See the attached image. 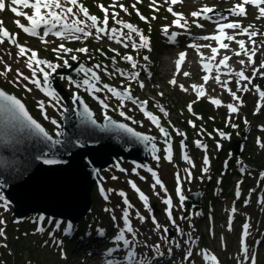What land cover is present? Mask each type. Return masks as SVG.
<instances>
[{
	"label": "rangeland",
	"instance_id": "374dc122",
	"mask_svg": "<svg viewBox=\"0 0 264 264\" xmlns=\"http://www.w3.org/2000/svg\"><path fill=\"white\" fill-rule=\"evenodd\" d=\"M80 2L89 9L90 14L96 15L101 21L103 20V12L98 5L109 7V27H119V25L114 24L111 18L113 10L119 12V19L138 27L141 32L149 38V48L145 49L137 44L136 47L133 48L131 41L128 42L129 46L125 48L114 40H109L107 36L103 39H97L95 35L86 39L81 37L80 40H61L50 34L47 39L52 42L44 44L39 37L30 36L17 27L14 23L16 19H20L21 23H24L26 26L29 25V22L24 17H17L10 11V0L6 1L5 10L0 11V21H4L3 27L7 28L10 33L14 35L18 34L17 40L19 44H25L26 47L35 50L39 58L46 59L53 63H60L63 65V60L58 59V54L53 51L60 43H64L66 47L73 50L87 47L90 50L88 54L73 51L72 53L61 55L68 61H73L71 56L75 55L77 56V60L87 62L85 64L90 67L91 65L93 67L97 63H100L101 65H106L113 69L120 68L126 72H130L132 71L131 65L129 62L123 60V57L125 55H132L138 61L140 67L136 70L139 71L140 74L143 72L146 74V77L141 78L142 80L129 81L128 79L121 78L120 75L109 76L101 70L100 72L103 77V83L109 84L117 89H121L122 87L128 88L129 84H131V89L138 95L143 96L144 100L148 102L143 109L138 105L131 107L129 106L130 103L126 102L128 100L124 99L121 101L105 90L96 94L101 98L105 96L108 97L107 103L110 107L108 110H104L98 100H96L85 87H77L75 83H71L67 79L61 80L72 95L76 93L85 95L100 118H104V113L107 111V115L111 114L121 120H126L142 131L162 135L159 129L152 124L145 115V111H150L160 118L161 123L168 125L173 130L175 141L172 145V161L169 162L165 158L167 146L159 141L160 149L158 156H160V160L157 161L152 158L148 164H140L147 165L154 169L158 173L164 188L158 185L153 189L152 184L154 183V178L151 173L143 167L137 168L134 172L133 169L138 163H130L123 159L119 165L127 169V172H120L115 165L110 167V169L103 172L102 185L94 189L92 193L94 204L92 213L95 212L94 214L97 218L94 217L90 221V224H87L88 229H82L81 227L76 228L75 225L71 224L72 228L69 232L67 229L69 222L67 220L50 218L48 221L44 216L37 213L30 214L28 217L21 220L12 216L13 207L11 204L8 210L0 208V220L5 221L4 224L0 225V231L4 233V235L0 236V264H106V258L110 257H100L102 259L96 261L94 257L89 254V251H93L92 254L97 255L94 253V250L100 251L101 247L106 244L108 241H106L108 233H110L109 236L114 235V222L111 219L113 213L106 212V208L114 209L117 223L123 226L120 217L121 210L125 205L122 202L123 198L118 195L120 191L127 194L130 203L134 206L129 211L132 213V225L138 233V256H146L152 259L155 264H171L173 259L165 254L157 260L153 257V252L149 248L143 247L145 243H159L161 244L162 252H166L167 247H169V245L159 239L161 233L154 230V225L150 218L151 215H154L161 225L169 227V229H174V238L181 243L183 248L190 247L193 250V257L191 258L193 264H217V262L218 264H238L239 261L245 260V257L241 253V234L242 226L247 222L250 224V235L247 237V245L250 250L249 255H252L254 252L257 264H264V206L258 202L264 199V180L261 178V170L264 171V165L263 167H259L260 170L258 171L254 169V166H256L255 164H250V166L246 167L243 175L244 179L252 176L250 178L251 180L247 178V183L242 181V177L234 182L235 179L238 178V176L235 175H233V179L230 182L233 171L240 165L244 166L245 159L235 156L231 150H224L222 156L218 158L221 159L219 161L216 160L220 150V148H217V144L219 143L222 147H225L228 136L235 138L233 134H239V131L242 130V125L244 126L246 124V120L252 122L247 126L249 127L247 137L249 145L247 152L250 150L257 155L259 153H264V147H260L255 138V135H260L264 142V131L261 130V126H264V115L258 116L259 111L264 107H260L259 111H257V104H255V101L260 99L256 95L257 92L251 88L248 94L243 96L241 91L237 90V81L240 80V78L235 74L227 75L228 69L224 74L215 72L210 75L213 78H210L207 83L208 86L205 87L208 93L205 97L198 100L191 85L202 84V82H204L202 77L207 74L203 72L205 70L202 68V65L199 64L201 60L199 54L206 53L203 54L205 58L211 57L213 54L210 48L201 47V50H198L199 48L193 50L194 48L189 49V47H187V49L192 51L189 52V57L184 61V65H180L179 68L177 67V58L180 51L173 46L165 44L161 34L163 27L166 25L169 26V30L178 28L173 25L174 17L172 14L166 11L167 7L171 5L165 3V0H157V3L160 5L159 12L152 10L150 7V0H142V3H136V0H80ZM239 2L240 0H183V3H177L173 7L177 12H182L185 15L188 20L187 30L193 32L192 36L186 35L185 40H190L191 38L199 40L206 34L214 33L216 22L215 19H213L212 22H210V20H200L199 22L202 23L204 27L198 28L193 23L195 18L190 15L191 12L198 11L200 8L207 5L220 11L228 18L226 21H229V19L235 16L231 15L228 9ZM114 4L116 5L115 9L110 7ZM120 4L127 7L130 14L122 11L119 8ZM133 4H136V9H138L143 16L149 18L151 21L150 23H146L144 20L140 19L137 15V11L131 7ZM248 8L255 16L246 22L248 24L252 23V30H258L257 25H259V21V31L261 33V30L264 29V19H257L258 12L254 6H248L247 9ZM20 10L26 11L28 14L32 13L31 9L21 8ZM218 15L219 14L212 16L215 17ZM152 16H156V19L152 20ZM242 23L244 22L242 21ZM243 27L246 26L244 25ZM153 30V34H150ZM92 31H94V29ZM124 31L127 33L126 29ZM42 32L43 29H41V33ZM237 32H239V30H231L230 32L228 31V35H236L237 40H245L246 47L250 49L251 43L248 37L245 35L237 37ZM133 36H136L139 40L137 34L134 33ZM135 40L137 41V39ZM255 40L257 46H260L261 42L264 41V35H257ZM138 42L140 43V41ZM224 42L229 44V49H220L216 57H223L224 55L230 56L231 62L235 65V67H231L232 70L236 69L235 72H238L240 69H243L248 73V70L253 69V67H258L257 64L251 65L247 62L242 66L239 60L247 61V57L243 54L240 56L234 55L235 52L242 51L239 45L234 41L230 42L224 40ZM209 43H211L212 47H218L215 41H204L200 39L197 42L198 45ZM112 49L116 51L113 52ZM17 53L18 48L11 45L7 40L0 45V55H3L4 58V61L0 62V71H3L7 66H10L12 69L7 75H0V86L22 98L32 114L54 132L56 131V127L50 120L56 119L59 121L61 115L56 108L50 106L52 103L50 98L28 81L21 80L19 85L13 83L17 78V69L25 75L31 76V71L26 67L25 59L23 57L18 58ZM105 53L116 55L118 59L121 60L115 61L106 59L103 63L101 59L104 58ZM144 56L148 57L147 61L143 59ZM259 56H264V47H260L255 55V63ZM148 70L155 71L154 79H148V77H150V75H147ZM186 71L193 74L194 78L185 77L183 73ZM178 75L180 77H178ZM216 75H220L221 81H230L228 87L231 88L233 92H236L238 96L242 95L247 106H245L244 103L241 107L238 102H233V98L229 92L223 89L221 84L217 83L214 79ZM173 78H175L177 82L175 86L169 83ZM139 81L144 83L145 87L143 89L140 88ZM240 83L246 84L247 82L240 81ZM25 84H27L28 88H31L32 91H27L23 86ZM180 85H184L188 91H182ZM227 94L229 96H227ZM211 96L220 98V100H223L226 104L221 103L220 106L222 107L211 104L208 100V97ZM38 101L45 102V108L50 119H44L38 107ZM121 102L124 104L122 109L119 108ZM190 103L192 104L193 113H199L200 110L206 109L203 106H199V103H208V106L213 107V112L216 114V121L210 122L209 120H205V130L207 133L202 137L197 134L196 127H192L189 123V121L195 123L197 118L195 117L196 114L193 115L188 111V105ZM60 104L65 107V103L62 99H60ZM228 104H236L239 108L238 112L231 113L227 107ZM161 107L168 113L167 116L160 111ZM208 109L212 110V108ZM120 110H123L126 116L132 119L128 120L121 116L119 114ZM220 111H222V113ZM223 115L225 116L223 117ZM237 116L242 117V120L234 121ZM230 117L231 121L229 122ZM133 120L138 123H133ZM233 124L237 125V127H233ZM176 130L187 131L184 135L190 143L188 145L187 154L191 158L192 164L195 165L194 167L183 159L184 152L181 139L180 136L177 135ZM202 131L205 132L204 130ZM221 131L226 134L227 138L219 135ZM197 140L207 145L206 151L204 148H200L196 145ZM206 156L209 161L207 165L209 170L207 173H204L202 169L206 166L204 164V158ZM186 169L191 171L190 178H186L188 177V173L185 171ZM177 173H179V181L177 179ZM113 176L118 177V179H112ZM141 177H144V179H141ZM129 181L134 182L137 187L149 197L148 206L144 205L138 198V193L131 187ZM238 182H240L239 185ZM201 186H205L204 190H207L203 198V203L206 199L205 207L207 210L205 212H197L191 207L189 208L186 200L181 205L177 193L178 187L182 188L184 196L187 197L190 192H193ZM244 186L247 187L244 188ZM101 188L105 190L103 193L101 192ZM164 189L167 191L165 192ZM243 189L245 190L244 192ZM222 190L224 193L220 194ZM235 191L239 193L242 191L244 195L239 197ZM248 191L250 193L249 195L246 193ZM156 193L160 195L157 196ZM105 195L108 196L107 200L105 199ZM165 197H170L172 199L173 203L171 207L173 210V218L176 219V224L180 226V229L184 233L183 236H181L177 228L170 223L166 215L165 209L168 206L163 203ZM239 198L240 200L238 203L237 200ZM193 199H196V196L193 197ZM152 204H155L158 209L155 213L153 211L150 213L148 210L149 207L152 209ZM233 207L237 210L235 214L231 213ZM137 211L144 217H148L146 222H140L139 218L135 215ZM41 217H43V219H40ZM180 217L186 218L180 219ZM84 222L86 221L84 220ZM230 222L231 231H229ZM57 224L59 228L56 227ZM39 228H43L44 231H38ZM100 230H104V236L99 234ZM50 233H53V235H50ZM126 235L129 239L132 238L131 234L126 233ZM189 235L194 242L186 243L189 241ZM112 236L109 238H112ZM56 241H61L62 244L58 245ZM183 248L173 249L177 260H179L180 256L183 254ZM32 249L35 250L34 253L31 252ZM78 251L84 252L86 256L91 257L93 259L92 261L96 263H91L87 261L88 259L84 261L82 256H77ZM205 252L210 256L212 254L216 260L206 258L204 256ZM117 259L120 258L117 257ZM185 264H188V262L186 261ZM246 264H250V261H247Z\"/></svg>",
	"mask_w": 264,
	"mask_h": 264
},
{
	"label": "snow or ice",
	"instance_id": "6c2138e0",
	"mask_svg": "<svg viewBox=\"0 0 264 264\" xmlns=\"http://www.w3.org/2000/svg\"><path fill=\"white\" fill-rule=\"evenodd\" d=\"M11 7L10 11L15 14L17 17H24L28 22L29 25L26 26L24 23H21L20 19H16L14 23L17 25L19 29H21L23 32L30 36L39 37L41 39V42L44 44L51 43L52 41H49L47 37L51 34L61 40L65 39H74V40H80L81 37L88 38L95 35L97 39H103L105 36L108 37L109 40H114L116 43L121 44L123 47L127 48L129 46V41L132 42V47H136V41L133 40V34H137L140 41V47L148 49L150 45L149 38L141 32V30L134 26L133 24L129 22H125L122 19H119V12L113 10L111 13V18L115 25H119V27L112 26L109 27V7H105L104 5H98V7L103 12V20L101 21L96 15H92L89 12V9L80 2V0H10ZM136 3H142V0H136ZM165 3H169L171 6L167 7L166 11L171 13L174 17L173 25L178 28L187 29L188 27V20L186 19L185 15L182 12H177L173 10V6H175L177 3H183V0H165ZM248 6H254L257 9L258 15L257 19H264V0H240L239 3H236L233 5L232 8L228 9V12L237 17H246L249 15L247 11ZM113 9H115L116 5H111ZM133 9L137 11V15L140 17L141 20H144L146 23H150L151 21L149 18L143 16L138 9H136V4H133L131 6ZM150 7L153 11L159 12L160 5L157 3V0H150ZM6 5L4 0H0V11L5 10ZM31 9L32 13L28 14L26 11H21L20 9ZM119 8L124 11L125 13H129V10L127 7H125L123 4L119 5ZM216 9L214 7H209L207 5L200 8L198 11L191 12V16L195 18L193 20V23L198 28H203L204 25L200 23L199 21L201 19L203 20H213L215 19L216 22V34H210L201 37L200 39L204 41H215L218 44V47H212L211 43L209 44H202L198 45L196 43H192L189 45V47L198 49L201 47L210 48L212 52V56L205 58L203 56V53H200V59L201 61H204L205 59L208 61L206 63H203V69L207 73H211L213 70V65L211 61L216 59V56L219 54L220 49H229V44L225 43L224 40L227 41H234L239 45V48L242 51H237L234 53L236 56H240L243 54L247 57V61L245 60H239V63L244 66L246 62L248 64L254 65L255 60L254 57L259 51L260 47H264V41L261 42L260 46H257L255 37L257 35H264L261 33H258L253 29L252 25H249L248 27H243L242 24L239 22V20L235 21H226L228 18L225 17L222 13L218 16L213 17L212 13H215ZM130 14V13H129ZM152 20L156 19V16L151 17ZM4 21H0V45H2L5 40H7L11 45H14L18 48L17 57H23L26 62V67L31 71V76L25 75L23 72H21L19 69L16 70V80L13 81V83H16L17 85L20 84V81H28L30 84L35 85L36 88L41 90L45 93L47 97L50 98V101H52L51 105L53 108H56L57 111L60 112L61 117L63 118L65 116V113L69 111L68 108L63 107V105L60 104V97L55 90L54 87H52V80L51 77L57 73V70L64 67H70L68 60L64 59L63 55L61 54H69L73 51L88 54L89 49L87 47H81L78 49H71L65 46L64 43H60L57 45L56 48L53 49L54 52L58 54L57 58L60 60H63V65L60 63H53L46 59L39 58L38 53L31 49L26 47L23 44H19L17 40L18 34H12L10 31L3 27ZM41 29H43V32L41 33ZM94 29V31H92ZM127 30V33H125L124 30ZM226 30H239L237 32V35H245L248 37V40L251 43V48L246 47V42L243 39L237 40L236 35H228L226 33ZM163 33L165 35L169 36L170 42H175L176 40V34H170L169 33V26H164L162 29ZM113 52H115V49H112ZM118 55V54H117ZM187 53L181 52L179 54V59L177 61V67L179 68L180 65L183 64ZM91 58V57H89ZM71 59L73 61L77 60V56L72 55ZM143 59L145 61L148 60L147 56H144ZM231 59L230 56L224 55L218 62V64L215 66L216 71L219 72L220 68H228L229 71L226 73L227 75L235 74L240 78V80L237 81L238 91H250L251 89L248 88V84L252 83L253 77H250L245 74L244 70H240L238 72H234L228 65V61ZM115 60V58H113ZM123 60L130 63L131 68L133 70L138 69L140 65L138 64V61L132 56V55H125L123 57ZM4 58L3 55H0V62H3ZM261 69H264V63H262L259 67H253V76L257 73H259L261 76H264V71H261ZM96 70H101L108 74L109 76H112L114 74H118L122 77H125L129 81L133 80H139L140 72L139 71H131L126 72L123 69L120 68H114L112 71H109L107 66H102L101 64L97 63L93 67H85L84 65H81L76 69V72L78 74H83L84 78L77 83L76 81H72L71 77H61V79H67L71 83H75L77 87H85L87 91H90V93L93 95V97L98 100V102L101 104L102 108L104 110H108L110 105L107 103L108 97L105 96L104 98H101L100 96L96 95L97 93H101L103 91H107L108 93L114 95L117 99H120L123 101L124 99L131 101L133 104H139L140 107L143 109L144 106L148 103L147 101H140L138 98H135L131 91V84H129L128 88H125L123 91L118 90L115 87L110 86L109 84L102 83L101 77L98 75V72ZM12 69L10 66H7L3 69V71H0V75H7V73L11 72ZM183 75L185 77L190 76L191 74L189 72H184ZM210 75L206 74L202 77L205 84L208 83L210 80ZM217 83H220L222 88L229 92V94L232 96L233 100L238 102L239 104H242L243 101L241 98L237 95L236 92H233L231 88L228 87V84L230 81L220 80V75H216L214 77ZM240 81L247 82L246 84H241ZM169 83L173 86L176 85V80L173 78L169 81ZM27 91H32L31 88H28L27 84L23 85ZM140 88H144L145 85L142 81H139ZM191 87L194 89L197 99L204 97L206 95V89L203 85L197 86V85H191ZM180 88L182 91L187 92L188 89L184 85H180ZM256 92L259 95L260 100H264V91H262L258 86L256 87ZM162 95V93H161ZM80 102V96L75 95L72 99V104L77 105ZM194 103V102H193ZM216 106L221 105V101L219 99H213L211 101ZM38 107L41 110L42 115L44 116V119L48 120L50 117L47 114L46 108H45V102L44 101H38ZM124 107L123 102L119 105V108L122 109ZM229 111L231 113H237L239 108L236 104H228L227 105ZM260 107H264V105H261L258 102L257 105V111H259ZM160 111L167 116L168 113L165 111L164 108H160ZM188 111L195 115V113L192 112V104L190 103L188 105ZM0 114H4L7 116L10 121H12V129L15 133L20 134L18 138L12 137L9 139L10 134L0 133V142L3 143H14V144H20L24 142L25 140L28 142H35L34 143V150L38 153L36 155L32 156V160L41 161L45 165H58L61 163H67V160H61L57 158H48L50 153H54L55 150L59 146H63L66 149L67 155H71L72 148L79 147L84 148L90 141L87 139L88 136L91 135L92 129H99L101 131H108L112 128H118L122 130L123 132L130 134L131 137H133L136 141L141 142L145 145V147L148 149V151L153 155V158L157 161L160 160V156L155 155V153L158 151L157 145L155 143L156 137L142 134L138 131H135L133 128L129 127L127 124L124 123H116L113 121V119L107 115V111H105V121L106 123L104 125H100L97 123V120L94 118V115L92 111L89 109V106L87 104H82V108L80 111L77 112V115L79 117V124L77 125L78 128H80V134L77 135L74 139L71 137H68L67 133L64 130L63 122L57 121L56 119H51L50 122L56 127L55 134H50L48 130L45 129L44 126L41 125L36 119H34L26 109L25 105L17 99L13 95L7 94L4 90L0 89ZM119 114L123 117H125L128 120H131V117L126 116L125 112L123 110L119 111ZM145 115L147 118L151 121L152 124H154L162 133L164 138V143L166 144V159L171 162L172 161V144L170 143V133L168 130H166L163 126H161L160 118L156 115H154L150 111H145ZM202 119L201 117H198ZM231 121V117L229 118V122ZM133 123H138L137 121H132ZM192 127H196L195 123L192 121H189ZM247 123V121H245ZM233 127H237V125L233 124ZM261 130L264 131V126H261ZM177 135L184 136L185 133L180 132L179 130H176ZM219 135L221 137H226V134L224 132H219ZM257 143L260 145V147H264V143L260 141V138H257ZM41 145L43 147H41ZM182 148L185 147L183 144V141H181ZM196 145L200 148H204L205 151L207 150V145H204L201 143V141L197 140ZM217 148H222L221 144H217ZM183 159L192 165V160L187 154V152H184ZM85 165L86 166H92L93 161L90 160L87 156L84 157ZM135 163V162H134ZM204 164L206 165L202 171L204 173L208 172L207 165L209 164L207 156L204 158ZM30 161L27 160H18L13 156L12 158H6L3 155H0V168L8 167L13 170V172L16 174L17 177H22L24 174H26L30 167ZM120 172H127V169L120 167L119 163L115 165ZM145 168L154 178V183L152 184V188L155 189L158 185L161 188H164L162 181L158 175V173L152 169L151 167H148L147 165H140L136 164L133 171L135 172L137 168ZM95 171H98L94 169ZM188 173V177H191V171L186 169L185 170ZM138 174V173H137ZM262 177H264V174H261ZM112 179H118V177L113 176ZM141 179H144V177H141ZM177 179L179 181V173H177ZM131 187L138 193V198L144 203V205H149V197L137 187V185L129 181ZM240 182H238L239 185ZM7 186L6 181L0 180V208H3L4 210H8L11 201L8 200V198L4 195L3 189ZM105 190L101 188V192L103 193ZM113 191V190H109ZM166 192L167 190L164 189ZM254 191V190H253ZM177 193L179 195V200L181 202V205L185 201L186 197L183 194L182 188H177ZM123 200V204L125 207L121 210V217L120 220L123 222V226H121L120 223H117V217L114 215V209L112 208H106L105 211L109 213H113L111 216V219L114 222V228L115 232L113 235V242L114 246L109 248L105 255L110 257L107 260V264H153V260L149 259L146 256H138L137 255V244H138V233L137 230L132 225V213L129 211L134 206L130 203L127 194L123 191H120L118 193ZM157 196H159V193H156ZM105 199H108V196L105 195ZM262 206H264V199H261L258 201ZM163 203L168 206L165 209L166 215L170 221V223L177 228L178 232H180V235L183 236L184 233L180 229V226L176 224V219L173 218V210H172V199L170 197H165L163 199ZM149 212H152V209L148 208ZM236 208L233 207L231 209V213H236ZM136 217L139 218L141 223H144L147 221L148 217H144L141 215L138 211L135 213ZM152 223L154 225V230L157 232H160L161 235L159 237L160 240L164 241L169 247H167L166 252L161 251V244L159 243H153V244H147L145 243L143 247L149 248L153 252V257L159 260V258L163 257L165 254L172 257L171 264H185L187 261L188 264H193L191 258L193 257V250L190 247L183 248L180 242L172 239L169 236V228L161 225L156 217L154 215L150 216ZM186 217H180V219H185ZM40 219H43L41 217ZM5 221L0 220V225L4 224ZM57 228H59V225H56ZM72 228V225L69 223L67 225V229L70 232ZM250 224L245 223L242 226V234H241V253L245 257V260L239 261L238 264H246L247 261H250V264H257L256 255L253 252L252 255H249V247L247 245V237L250 235L249 232ZM231 222L229 223V231H231ZM38 231H44L43 228H39ZM127 234H131V239L128 238ZM101 236L105 235L104 230H100L99 233ZM4 235L3 231H0V236ZM50 235H53V233H50ZM194 242L191 239V236L189 235V241L186 243ZM58 245L62 244L61 241H56ZM181 249L183 248V254L180 256L179 260L176 259L173 249ZM203 251V250H202ZM118 255L120 259H114L112 257ZM204 256L206 258H210L212 260H216L214 256H210L208 253H204ZM218 264V262H217Z\"/></svg>",
	"mask_w": 264,
	"mask_h": 264
},
{
	"label": "water",
	"instance_id": "95a60500",
	"mask_svg": "<svg viewBox=\"0 0 264 264\" xmlns=\"http://www.w3.org/2000/svg\"><path fill=\"white\" fill-rule=\"evenodd\" d=\"M70 67L60 69L52 77L54 86L59 94L66 101L69 111L65 116L60 118L68 137L75 138L80 134L79 117L77 112L81 110L82 104H87L92 111L97 123L104 125L105 119L98 118L97 112L87 103L86 99L80 96V102L77 105H70V93L59 83L57 74H65L77 80H82L84 76L78 74L76 69L83 65L81 61L70 63ZM87 67L86 65H84ZM99 75V74H98ZM7 94L15 96L19 99L28 110L29 114L36 119L50 134L54 135L41 121H39L29 110L25 101L14 93L9 92L0 86ZM116 123H124L145 135L155 136L157 140H163L154 134L147 133L136 129L125 121L110 116ZM12 121L0 114V133L10 134L12 137L18 138L20 134L15 133L12 129ZM169 131L167 127H164ZM56 132V131H55ZM170 133V143L173 142V136ZM249 133V127L242 132L239 139H232L229 147L236 154H242L244 151V140ZM90 141L84 148H72V154L69 156L63 146H59L54 153H50L48 158H57L67 160V163L58 165H45L41 161L32 160V156L38 154L34 150V141H24L20 144L0 142V155L6 158L15 156L18 160L30 161V167L26 174L17 177L11 168H0V180L6 181L7 186L3 189L8 200L13 205L12 216L15 218H24L30 213H42L46 216L55 218L68 219L73 223L80 222L85 218L93 207L92 193L96 184H101L102 172L120 159H128L132 162L148 163L153 155L148 151L145 145L136 141L130 134L123 132L118 128H112L108 131L92 129L91 135L87 137ZM157 149L159 150V145ZM184 141L187 142L184 138ZM41 147H43L41 145ZM158 154V151L155 155ZM87 156L93 161L92 166H86L84 157ZM94 169L98 170L95 171ZM196 196V199L193 197ZM188 206L200 210L203 206V189L190 192L186 197ZM154 212L157 207L152 204ZM169 236L174 238V231L169 230Z\"/></svg>",
	"mask_w": 264,
	"mask_h": 264
},
{
	"label": "bare ground",
	"instance_id": "6f19581e",
	"mask_svg": "<svg viewBox=\"0 0 264 264\" xmlns=\"http://www.w3.org/2000/svg\"><path fill=\"white\" fill-rule=\"evenodd\" d=\"M109 234L110 233H108V237L106 238V244H104V246H102L101 247V250L100 251H97V250H94V253H96L97 255H94V254H92V252L93 251H89L90 253L89 254H91L93 257H94V260H96V261H99V259L101 260L102 258H100V257H105L106 255H105V253H106V251L109 249V248H111V247H113L114 246V242H113V236H112V238H109V237H111V236H109ZM82 247H84V246H82ZM86 249V248H85ZM77 256H82V259H84V261L86 260V259H88L87 261H89V262H91V263H96L95 261H92L93 259L91 258V257H89V256H86L85 254H84V252H82V251H78L77 252ZM118 256V255H117ZM83 261V262H84ZM153 264H155L154 262H153Z\"/></svg>",
	"mask_w": 264,
	"mask_h": 264
},
{
	"label": "trees",
	"instance_id": "16d2710c",
	"mask_svg": "<svg viewBox=\"0 0 264 264\" xmlns=\"http://www.w3.org/2000/svg\"><path fill=\"white\" fill-rule=\"evenodd\" d=\"M105 54H106V53H105ZM257 81H260V82L264 85V78L258 77V78H257ZM202 106L206 108L205 110L202 109V110L204 111V113H205L206 116H207V115H213L214 112H213L212 110L208 109L206 103H201V107H202ZM206 120H209V121H210V120H212V119L206 117ZM219 120L223 121L222 119H219ZM212 121H214V120H212ZM248 153H251V152H248ZM251 155H252V153H251ZM251 155H250V156H251ZM263 165H264V160H263V159L257 160V166H263ZM92 215H93V216H92ZM92 215H90L91 218L87 217V218L85 219L86 222H84V221L82 222V224H81V228H82V229H85V228L87 227V224H90V221H91L94 217H96V216L94 215V213H93ZM96 218H97V217H96ZM31 252L34 253L35 250L32 249Z\"/></svg>",
	"mask_w": 264,
	"mask_h": 264
},
{
	"label": "flooded vegetation",
	"instance_id": "af4514ba",
	"mask_svg": "<svg viewBox=\"0 0 264 264\" xmlns=\"http://www.w3.org/2000/svg\"><path fill=\"white\" fill-rule=\"evenodd\" d=\"M200 124H201V122L199 121V122H198V125H200Z\"/></svg>",
	"mask_w": 264,
	"mask_h": 264
}]
</instances>
